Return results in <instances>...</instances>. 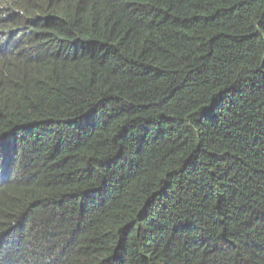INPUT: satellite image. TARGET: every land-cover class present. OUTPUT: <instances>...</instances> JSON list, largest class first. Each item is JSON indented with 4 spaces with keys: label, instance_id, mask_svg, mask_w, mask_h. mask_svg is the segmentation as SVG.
Here are the masks:
<instances>
[{
    "label": "trees",
    "instance_id": "1",
    "mask_svg": "<svg viewBox=\"0 0 264 264\" xmlns=\"http://www.w3.org/2000/svg\"><path fill=\"white\" fill-rule=\"evenodd\" d=\"M91 2L0 0V264H264V0Z\"/></svg>",
    "mask_w": 264,
    "mask_h": 264
},
{
    "label": "rangeland",
    "instance_id": "2",
    "mask_svg": "<svg viewBox=\"0 0 264 264\" xmlns=\"http://www.w3.org/2000/svg\"><path fill=\"white\" fill-rule=\"evenodd\" d=\"M76 3H83L86 8L92 12V15H95L96 18L100 19L102 22L110 21L111 23L116 20L112 18L109 13H104L100 6H96L91 0H73ZM124 22V21H123Z\"/></svg>",
    "mask_w": 264,
    "mask_h": 264
}]
</instances>
